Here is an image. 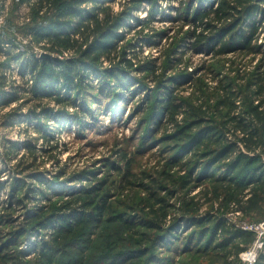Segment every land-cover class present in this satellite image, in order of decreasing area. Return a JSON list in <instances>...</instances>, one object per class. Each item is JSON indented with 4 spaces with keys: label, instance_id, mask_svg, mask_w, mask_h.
Returning a JSON list of instances; mask_svg holds the SVG:
<instances>
[{
    "label": "trees",
    "instance_id": "trees-1",
    "mask_svg": "<svg viewBox=\"0 0 264 264\" xmlns=\"http://www.w3.org/2000/svg\"><path fill=\"white\" fill-rule=\"evenodd\" d=\"M25 1L17 0V4ZM27 1L30 2V0ZM86 1L94 2L96 5L101 2V0H36L30 4V7L41 11L42 15L39 16L40 19L37 18L38 15H35L32 21L26 24V31L37 37L46 35L50 39L61 40L64 44L68 43L76 47L90 45L91 51L99 48L101 52L93 59L82 58V53L78 57L60 59L36 56L30 52L22 58L21 53L4 51L11 59L21 60L22 74L32 72L34 76L31 92L33 97L40 100L41 110H44L42 114L34 113L38 115V123H35L33 128L43 132L42 137L47 141L54 138H52V131L45 126L44 120L53 116L54 108L42 105L43 98L54 97L53 101L56 103L63 104L66 101L74 104L76 100H70V97L76 94L77 99L86 91L84 81L88 76V68L97 67V63L101 62L100 55L111 48L114 39H122V33L118 31L119 27L128 26L129 20L135 23L145 21L134 14L144 0H133L120 15L112 14L103 17L96 10L97 6L91 9L85 8L83 4ZM146 1L150 3L149 15H155L159 11L156 0ZM108 9V6L104 7V10ZM174 13L175 16L168 13L169 18L182 19L191 24H181L179 28L181 33L173 38L170 46V48L173 47L171 48L173 55H167L168 61L164 70L158 71L159 67L155 66L154 62H149L144 68L147 71L145 77L152 76L156 88L146 93L148 87L144 82L129 75L133 63L130 59H125L123 62L127 65L126 68L115 66L110 70H104L103 75L100 74V78L103 77V81L100 82V91H104V96L109 97L105 103L106 108L109 111L112 109L115 111L118 107L117 103H123L127 93L131 95L139 89H144V97L152 98L149 117L146 119L145 127L141 129V139L146 142L145 145H151L159 140V138L150 137L153 129L167 130L169 125L173 128L162 137L163 141L167 142L166 151L171 153L166 154L167 157L160 164L159 174H163L162 180L169 186H181L184 189L188 188L195 179L204 181L209 179L213 183H224L227 185L224 191L214 195L215 199L221 198L219 207L226 210L230 208V204H233L235 210L242 212L245 216L257 213L262 217L264 216V161L262 159L264 154V68L261 70L258 66H254L252 70L242 69L241 60L237 62L233 56L252 53L261 54L264 59V44L258 42L260 36L258 31L264 27L261 24L264 16V0H181L180 6L175 8ZM136 25L141 24H134ZM183 25H189L191 28L183 30ZM143 37L145 42L157 43V40L163 37V33L152 30ZM9 40L10 38H4L6 43L0 44V50L5 44H11ZM186 48L195 54L209 53L215 61L203 66L204 72L195 75L188 71L187 63L183 60V49ZM226 55H230V59L224 57ZM183 63L185 66L181 68ZM168 72L173 75L169 76ZM232 72L234 74H231ZM108 79L120 81L117 90L112 88L113 90L107 91L109 90ZM134 80H137L138 88L132 89L130 85ZM187 82L194 87V90L186 98L178 100L174 88ZM61 88L68 90V94H62ZM74 88L76 90L73 92ZM25 89L28 91L27 87ZM4 92L6 91L0 89V94ZM64 95L67 96L64 97ZM11 99L14 98L5 100L3 103L6 104ZM81 106L83 113L91 112L89 104L82 102ZM66 113L64 109L54 110V115L66 117L69 115ZM86 121L84 117L80 119L81 128L89 123ZM230 131L233 134L239 131V141L245 151L242 147H238L236 141L233 142L226 136V133ZM8 147L11 149L10 153L13 152L16 150L17 142L10 141ZM24 147L33 152L37 150L36 145L30 141L25 142ZM234 150L238 151L236 157L226 161L225 158H228ZM125 159L127 164L124 167L114 164L113 169L120 173L121 168L127 167L125 181L128 180V183L134 174H128L132 164L131 158ZM179 171H185V181L180 179L183 176L178 175ZM59 176L60 172L48 179L39 175L37 180L49 187L53 185V180L55 183L56 180L59 181ZM87 177L89 176L79 177L76 180L78 186L67 193V198L60 199V204H51L46 209L44 205L27 209L24 223L16 227L12 223L14 220L12 212L22 203V198H19L20 194L17 193L25 187V181L23 178H15L11 184V197L18 198H16V205H13V201L10 200L5 204L1 202L0 205V226L9 227L6 230L7 240L0 246V264H56L53 257L56 253H59L60 261L63 258L60 264L72 262L70 252L64 248L67 242L63 241L60 233L63 230L71 231L74 224L82 222L83 226L76 229L73 241L88 242L96 222L105 219L108 214L117 215L114 213L116 210H113L115 197L113 198L110 185L104 187L106 181L95 174H92L90 179ZM111 184L117 187L116 182ZM155 184V190H150V194L157 192L161 187L158 177L151 183V185ZM233 188L238 192L231 190ZM31 191V198H35L37 194L45 196L42 188L35 187ZM158 195L159 191L155 193V196L153 195L155 198L151 205L153 217L145 218L142 215L131 214L122 217V222L129 233L134 232L135 226L157 230L158 232L153 231L152 235H148L152 246L155 244V247H158L161 243H167L170 244L168 246L170 248L172 238L177 237L178 231L187 226V223L200 226V237L203 239L205 235H208V238L202 244L200 242L201 245L196 241V248H193L194 234L186 235L183 239L182 251L179 252V246L172 248L179 254L189 250L195 252L206 250L214 245V248L224 251L225 258L229 261L231 256L237 258L245 248L235 242L236 239H244L246 244L253 240L252 232L235 227L232 222L227 221L223 212L219 215L208 213L205 216L185 213L181 218L168 220L169 212L166 208L168 204L163 196ZM188 205L189 202L184 201L181 207L188 210ZM49 227L54 229L53 234L50 233V240L41 239L32 242L33 244L29 246L30 249L35 250L33 259L36 261L24 260L23 250L10 249L11 245L20 246L25 238H30L32 234L38 235L39 231H46ZM218 236L222 237L219 242H217ZM168 239L170 242H167ZM130 240L133 246L126 247L124 251L122 247L116 248L119 251L112 257L111 262L117 261L119 259L117 257L124 260L130 256L140 257L151 252L150 248L145 252L144 247L141 246L143 238L137 232L131 235L128 241ZM59 241H62V245ZM229 245L232 246L230 249L227 248ZM98 258L91 257L85 264H94L98 262ZM165 259L150 253L145 264H165ZM254 264H264V245Z\"/></svg>",
    "mask_w": 264,
    "mask_h": 264
},
{
    "label": "rangeland",
    "instance_id": "rangeland-1",
    "mask_svg": "<svg viewBox=\"0 0 264 264\" xmlns=\"http://www.w3.org/2000/svg\"><path fill=\"white\" fill-rule=\"evenodd\" d=\"M34 1L36 0H30V2L26 0L21 4H17V0H0V44L6 43L4 38H10L8 42H11V44L8 43L9 45L5 44L4 48L0 50V76H3V78H0V89L6 91L0 94V185H2L0 187V205L1 202L5 204L8 200L13 201V205H16L17 197L15 196L14 199L11 197V184L15 178H23L25 181V187L17 193L20 194L19 198H22V203L18 209L12 212L14 226L24 223L27 209H33L37 205H44L46 209L51 204H60V199L67 198V193H70V190H75V186H78L76 180L79 177L87 175L92 178V174H95L106 181L104 187L110 185L111 190H113V198L115 197L113 210H116L114 213L117 215L108 214L105 219L96 222L94 232L88 242L75 243L73 241L76 229L83 226L82 222L74 224L73 230H63L60 233L63 241L67 242V245L64 246L65 250L70 252L72 262L69 264H85L91 257L98 258V256V262H94V264H145L147 258L150 257V253H154L160 258H166L165 264H254L264 245V229L250 230L247 226L250 225L253 226L252 228H256L264 221V216L261 217L257 213H250L245 216L242 212L236 211L233 204H230V208L226 210L219 207L221 198L215 199L214 195L224 191L227 186L224 183H213L209 179L205 181L195 179L186 189L181 186L172 187L167 185L162 180L163 177L161 176L163 174H159V171L161 169L160 164L167 157L166 154L171 153L166 151L167 142L163 141L162 137L171 132L173 128L169 125L166 128L167 130L164 128L153 129L150 137L159 138V140L151 145L146 146V142L141 139V129L145 127L146 119L149 117L150 113L148 114V112L152 98H145L144 89H139L135 94L130 95L127 93L123 103L118 102L117 109L109 111L105 104L109 97L104 96V91H100V82L103 81L100 74L103 75L104 70H110L115 66L126 68L127 65L123 62L125 59H130L133 63L129 75L131 74L135 79L142 80L149 88L145 87L146 93L156 88L152 76L145 77L147 71L144 68L149 62H154V65L159 67L158 71L164 70L168 61L167 55H173L171 50L173 47L170 48V46L173 38L181 33V29L179 30L181 24H191L184 22L182 19L169 18L168 13L175 16V8L180 6L181 0H156L159 11L152 16L149 15L150 3L146 0L141 1L138 10L134 14L145 21L143 23H135L132 20L127 21L128 26H121L118 29L122 33V39H114L111 48L100 55L99 61L101 62L97 63V67L88 68L86 65L89 71L84 81L86 91L79 95L77 99L76 94L70 97V100H76L74 104L66 101L63 104L56 103L53 101L54 97L43 98L42 105H49L54 110L64 109L67 111L66 114H69L62 117L58 114L54 115L53 110V116L44 120L45 126L52 131V138H54L48 141L42 137L43 132L41 133L33 128L34 124L38 123V115H34V113L39 112L38 114H42L44 110H41L40 100L33 97L31 92L34 76L32 72L22 74L21 60L11 59L4 51L21 53L22 58L30 52L36 56L45 54L47 57L60 59L78 57L82 53V58L93 59L101 50L98 48L91 51L90 45L76 47V45L64 44L61 40L55 41L46 35L37 37L33 33H27L26 24L31 22L35 15H38L37 18L39 19L41 18L39 16L42 15L41 11L30 7V4ZM132 2L133 0H101L96 5L94 2L86 1L83 6L87 9L97 6L96 10L103 17L122 14L124 9L130 6ZM105 6H108L109 9L104 10ZM262 19L261 24L264 26V16ZM134 24L141 25L134 26ZM188 28L191 27L183 25V30ZM152 30L163 33V37L157 40V43L145 42V37H143V35L151 33ZM258 32L260 33L258 42L264 44V27L260 28ZM183 52V60L187 63L188 71L195 73V75L204 72L203 66L215 61L209 53L206 55L203 53L195 54L189 48L183 49ZM224 57L230 59V55ZM233 59L237 62L241 60L242 69L245 70H252L254 66H258L261 70L264 68V59L261 54H243L242 56H233ZM184 66V63L181 64V68ZM168 74L170 76L172 73L168 72ZM118 82L120 81L117 80L116 82L115 79H108L107 88L109 90H106L111 91L112 88L117 90ZM132 83L130 85L132 89L138 88L137 80ZM26 87L28 91H25ZM75 90L74 88L73 92ZM174 90L178 100H180L189 96L194 87L187 82L181 83ZM61 91L62 94H68V90L65 88H61ZM66 96L64 95V97ZM10 98L14 99L6 104L3 103V101ZM82 99L87 101L84 102ZM82 102L91 106L89 114L87 112L83 113ZM83 117L84 121L88 120L86 122L89 123H86V127L81 128L80 119ZM236 132V134H233L230 131L226 133V136L233 142L236 141L238 147H242L238 137L240 133L239 131ZM10 141L17 142L16 150L11 153V149L8 147ZM28 141L36 145V151L33 152L24 147L25 142ZM242 150H244L243 147ZM237 152V150H234L225 160H232L236 157ZM127 157H130L132 162L128 174H134V177L128 183V180L125 181L127 167L125 169L121 168L120 173L113 169L114 164L124 167L127 164L125 159ZM262 159L264 161V154H262ZM58 172H60L59 181L56 180L55 183L53 180L52 186L47 187L45 183L37 180L39 175L48 179L53 178V174ZM178 175L183 176L180 179L185 181V171H179ZM157 177L161 184V187L158 188V196H163L167 202L166 204H168L166 207L169 212L168 220L181 218L185 213L189 215L198 214V216L199 214L205 216L208 213L212 215L225 213L227 221L232 222L235 227L253 233L252 242L246 244L244 239H236L235 242L240 243L245 248L237 258L231 256L228 261L225 258L224 251L214 248V245L206 250L196 252L189 250L179 254L184 248L183 239L186 235L194 234L193 248H196V241L202 244L207 240L208 235H205L206 237L204 236L203 239L200 237L201 228L198 225L193 226L187 223V226L178 231L177 234L179 235L172 238L170 248L168 247L170 244L167 243H161L158 247H155V244L152 246L148 235H152L155 230L135 226L133 233L137 232L143 238V245L141 246L144 247L145 252L149 248L151 252L140 257L130 256L124 260L117 257L119 258L117 261L111 262L112 257L119 251L116 248L122 247L124 251L126 247L133 246L131 240L128 241L133 233H129L126 225L122 222V217L129 214L142 215L145 218L153 217L151 205L155 199L153 197L158 191L153 194H150L149 191L156 187L157 183L155 185H151V183ZM113 182H116L117 187L112 186L111 183ZM123 184H125L124 187H122ZM35 187L42 188L45 196L37 194L36 199L31 198V190ZM231 190H234V188ZM234 191L238 192L237 190ZM184 201L189 202L188 210L182 208ZM118 215L121 217H118ZM8 228L7 226H0V246L7 240L6 230ZM53 230V227H49L46 231H39L40 234L38 233V235L32 234L30 238H25L20 246L11 245L10 249L23 250L25 253L23 259L34 262L36 261L33 259L35 250L30 249L29 246L34 241L50 240V233L53 234ZM221 238L218 236L217 242ZM59 242L62 245V241ZM167 242H170V240L168 239ZM173 246H179V252L172 250ZM231 247L229 245L227 248L230 249ZM79 249L81 250L80 253ZM58 255L59 253H56L53 256L56 264H60L63 260L62 258L60 261Z\"/></svg>",
    "mask_w": 264,
    "mask_h": 264
},
{
    "label": "built area",
    "instance_id": "built-area-1",
    "mask_svg": "<svg viewBox=\"0 0 264 264\" xmlns=\"http://www.w3.org/2000/svg\"><path fill=\"white\" fill-rule=\"evenodd\" d=\"M253 226H250V225H248L247 226V228L248 229H250V230H252V229H254V230H259V229H264L263 227H264V221L263 222H261V224H259L256 228H252Z\"/></svg>",
    "mask_w": 264,
    "mask_h": 264
},
{
    "label": "water",
    "instance_id": "water-1",
    "mask_svg": "<svg viewBox=\"0 0 264 264\" xmlns=\"http://www.w3.org/2000/svg\"><path fill=\"white\" fill-rule=\"evenodd\" d=\"M41 56H42V57H44V56H45V54H42Z\"/></svg>",
    "mask_w": 264,
    "mask_h": 264
},
{
    "label": "bare ground",
    "instance_id": "bare-ground-1",
    "mask_svg": "<svg viewBox=\"0 0 264 264\" xmlns=\"http://www.w3.org/2000/svg\"><path fill=\"white\" fill-rule=\"evenodd\" d=\"M251 257H252V255H251Z\"/></svg>",
    "mask_w": 264,
    "mask_h": 264
}]
</instances>
